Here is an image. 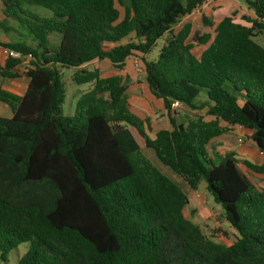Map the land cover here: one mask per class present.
<instances>
[{
  "label": "trees",
  "instance_id": "trees-1",
  "mask_svg": "<svg viewBox=\"0 0 264 264\" xmlns=\"http://www.w3.org/2000/svg\"><path fill=\"white\" fill-rule=\"evenodd\" d=\"M0 1V32L22 36L17 26L30 41L0 42L18 55L0 62V78L27 80L22 95L0 88L10 112L0 115V262L27 243L17 264H264V188L239 168L264 176V165L234 153L214 164L206 150L240 127L264 153V48L254 41L264 37V0H239L254 14L241 17L249 27L235 13L216 25L202 17L208 33H192L189 23L174 30L206 0ZM193 44L203 48L199 57ZM132 56L167 112L178 103L204 115L184 126L171 121L150 138L122 77L85 69L72 80L92 88L72 116L62 114L63 69L107 61L122 71ZM136 136L192 191L205 184L234 242L213 241L185 215L188 197L142 154Z\"/></svg>",
  "mask_w": 264,
  "mask_h": 264
},
{
  "label": "crops",
  "instance_id": "crops-1",
  "mask_svg": "<svg viewBox=\"0 0 264 264\" xmlns=\"http://www.w3.org/2000/svg\"><path fill=\"white\" fill-rule=\"evenodd\" d=\"M1 9H2V4L0 1V10ZM194 11L203 12L204 14H202V16L210 20L214 25H216L224 17L230 16L231 12L232 13L235 12L233 21L246 27H249L250 25L242 21L241 17L245 16L251 19L254 18L253 12L248 10L246 6L239 0H206L198 9ZM214 11L218 13L214 14ZM221 13L222 15L220 16V18H217L216 22H214V19L212 20L210 19L211 17L215 18L216 15ZM235 17H237V19H235ZM136 57L137 56L129 57L125 61L124 69L122 71H117L107 61H93L91 64H97V68L95 70H98L103 78L116 76V75L122 77V80L127 87L126 90L127 103L130 105L131 111L136 116H138L142 120L145 119L148 120L149 122L148 136L150 138H154L155 134L160 130H168V131L171 130L172 123L175 126H179V125L184 126L187 120L191 117H194V115H196L198 112H200L201 115H204L205 111H191L189 108L181 104H178L177 107L171 108V110L167 112L164 109V104L162 100L156 99L150 94L148 87L144 82L145 77H144L141 60L139 59L141 63L140 65L139 61H136L137 60ZM5 58L6 56L3 54L2 48L0 47V62H2ZM133 59L135 60L133 61ZM101 65L110 66L109 67L110 70L106 73L102 72L101 68H99V66ZM136 67L138 68L140 67V70H138ZM141 70L143 73V78H140L137 73L140 72ZM20 80L25 82L24 90L22 93H19L17 91L18 85L17 83L14 82H10L9 85H7L9 88L6 87H0V88L13 92L17 95H22L25 91L27 80L26 79H20ZM0 115L2 117L8 118L10 116V112L3 105H0ZM205 120L210 121L211 118L205 117ZM250 135H251V131L249 130L240 127H232L226 134L214 138L209 142V144L206 147L207 153H209V155L211 154L212 156L214 155L219 159V161L225 156V154L234 153L236 154L239 160H246L255 165H264V153H260L255 149L252 141L250 140ZM139 148L142 154L162 174L169 177L172 181H176L179 185H181L184 191H186V194L185 193L184 194L188 197L189 200V206L188 209L186 210V213H188V215L192 217L196 213V215L211 217L212 214H215L223 217L222 212H219L214 208H211V206H209L207 202V198L203 194H200L199 189L197 191H192L187 186V184L184 183V181H182L177 177L175 173H173L169 168L163 166L158 161L155 153L151 149L145 147L146 149L142 150L140 146ZM209 157L211 158V156ZM239 168L246 175V172H248V170L242 165H239ZM255 176L260 181L258 184L255 185H259L260 187L264 188V176L257 174H255ZM215 215L213 217H215ZM190 220L194 224H196L195 221H193L192 219ZM224 223L227 224L226 222ZM229 230L233 232L232 235L235 239V232L230 228Z\"/></svg>",
  "mask_w": 264,
  "mask_h": 264
},
{
  "label": "rangeland",
  "instance_id": "rangeland-1",
  "mask_svg": "<svg viewBox=\"0 0 264 264\" xmlns=\"http://www.w3.org/2000/svg\"><path fill=\"white\" fill-rule=\"evenodd\" d=\"M213 9H215V8H213ZM217 13L218 12L214 11V14H217ZM233 13H235V12H233ZM233 13L231 12L230 15H232ZM202 14H204V13L201 11L192 12L190 15H187L184 18H182L180 20L179 24L174 28V30L178 31L184 24L189 23L191 25L192 33L196 32V31L197 32L198 31L203 32V33L210 32V29L205 28L203 25ZM221 15H222V13L216 15L215 18H213V17L210 18V16H209V18L211 20L214 19V22H216L217 18H220ZM235 19H237V17H235ZM14 27H16L18 29L19 34H21L22 36L18 35L17 33L3 34L0 32V42L8 43V42L16 41V40H25L27 43H30L29 39L26 37V34L21 29H19L17 26H14ZM53 36L54 37H52L50 39V41L54 44L55 43L58 44L59 35L54 34ZM254 41L257 44H259L262 48H264V37H256V38H254ZM188 42L191 43L190 38H189ZM163 44H164V38L159 39L156 42V45L152 48L151 52L146 57V59H148V61L155 60L157 58L159 50L161 49ZM202 50H203V48L201 46L194 45V44L192 45V53L196 57H199ZM136 58H137L136 61H139V59H140L139 56H137ZM134 60L135 59H133V61ZM91 63H88V64H86L80 68H77V69L68 68V69H63L61 71L62 72V83H63L64 88H65V99H64V103H63V107H62V114L64 116H72L74 113L75 103H76L77 99L82 94L88 92L92 88V84L77 85L72 80V76L77 70H80V69H85V70H89V71L95 70L97 68V64H91ZM139 64L141 65L140 61H139ZM25 66H26V61L20 67L22 69H24ZM109 67L110 66H107V65L99 66V68H101L102 72H105V73L110 70ZM136 68L138 70H140V67L139 68L136 67ZM137 73H138L140 78H143L142 70L140 72H137ZM10 82L11 81H4L3 79L0 78V87L9 88L7 85H9ZM13 82L17 83V85H18L17 91L19 93H22L24 90L25 82L22 80H20V81L15 80ZM202 99H205L204 91L200 92L199 96L196 98L195 101L198 102ZM196 115H201V113L198 112ZM196 115H194V116H196ZM135 139H136L137 143L139 144V146L142 148V150L143 149L145 150L146 148H145L142 140L140 138H138L137 136L135 137ZM208 155H209V153H208ZM209 156H211V160L214 164H218L219 159L217 157H215L214 155L212 156L211 154ZM164 176H166V175H164ZM246 176L248 177V179L253 184H258L260 182L259 179L255 176V174H253L250 171L246 172ZM177 177L179 179H181L179 176H177ZM167 178L170 179L169 177H167ZM173 182L186 194V191H184V189L181 187V185H179L176 181H173ZM198 189H199L200 194H203L207 198V202H208L209 206H211V208H214L215 210H217L219 212H223L221 207L219 205H216L213 202L212 197L205 190V184L203 182L200 184ZM42 199H43V201H46L45 194H42ZM185 215L188 218L195 221L196 224L201 228L202 232L208 238L212 239L213 241H215L217 243L229 245L235 240L233 235H232L233 232L231 230H229L227 224L224 223L225 221H224L223 217L215 215V214H212L211 217H204V216L196 215V213L192 217L190 215H188V213H185ZM214 215H215V217H213ZM27 250H28V244L27 243L20 244L16 249L9 252V254L6 256V261L2 262L0 264H17L18 260L21 258V256H23V254H25L27 252Z\"/></svg>",
  "mask_w": 264,
  "mask_h": 264
},
{
  "label": "built area",
  "instance_id": "built-area-1",
  "mask_svg": "<svg viewBox=\"0 0 264 264\" xmlns=\"http://www.w3.org/2000/svg\"><path fill=\"white\" fill-rule=\"evenodd\" d=\"M2 52H3V54L7 57V56H10V57H17L18 55L17 54H15L14 52H10V51H8V50H6V49H3L2 48ZM178 106V103H173L172 104V106H171V108H175V107H177Z\"/></svg>",
  "mask_w": 264,
  "mask_h": 264
}]
</instances>
